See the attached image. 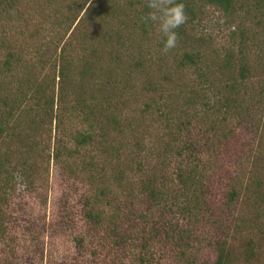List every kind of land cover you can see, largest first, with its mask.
<instances>
[{
    "label": "rangeland",
    "instance_id": "1",
    "mask_svg": "<svg viewBox=\"0 0 264 264\" xmlns=\"http://www.w3.org/2000/svg\"><path fill=\"white\" fill-rule=\"evenodd\" d=\"M188 5L0 0V264H264V0Z\"/></svg>",
    "mask_w": 264,
    "mask_h": 264
},
{
    "label": "clouds",
    "instance_id": "2",
    "mask_svg": "<svg viewBox=\"0 0 264 264\" xmlns=\"http://www.w3.org/2000/svg\"><path fill=\"white\" fill-rule=\"evenodd\" d=\"M150 11L141 17L144 23L152 22L157 25L158 32L164 38L163 53H167L177 46L178 29L187 22L185 5L178 0H147ZM19 178L18 174H14Z\"/></svg>",
    "mask_w": 264,
    "mask_h": 264
},
{
    "label": "trees",
    "instance_id": "3",
    "mask_svg": "<svg viewBox=\"0 0 264 264\" xmlns=\"http://www.w3.org/2000/svg\"><path fill=\"white\" fill-rule=\"evenodd\" d=\"M233 1L234 0H207V2L209 4L217 5V6L221 7V8H223L225 11H228L232 7ZM178 2L183 3L184 5L186 4L185 5V12L186 13L191 11V7L189 5L187 6V0L186 1L185 0H178ZM186 59H187L186 60L187 62L193 63V59H192L191 56H186ZM75 139H77V144L80 147H84L86 145H89L92 142L91 135L82 134V135H80L79 137H77ZM59 157H60V154L58 152H56L54 154V158L56 160H58ZM86 217L89 220H93V221L97 220V214H95L94 212L93 213H90V212L87 213ZM224 250L225 249L220 247L219 255H218L217 260H216V262L214 264H225V260H224L225 257H223L224 253H225ZM225 256H226V253H225Z\"/></svg>",
    "mask_w": 264,
    "mask_h": 264
}]
</instances>
